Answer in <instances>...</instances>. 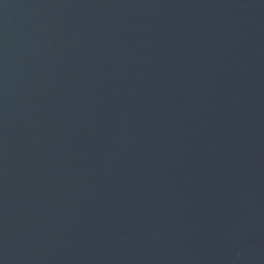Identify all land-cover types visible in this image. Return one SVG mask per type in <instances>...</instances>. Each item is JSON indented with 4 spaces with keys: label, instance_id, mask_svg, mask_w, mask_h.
<instances>
[{
    "label": "water",
    "instance_id": "obj_1",
    "mask_svg": "<svg viewBox=\"0 0 264 264\" xmlns=\"http://www.w3.org/2000/svg\"><path fill=\"white\" fill-rule=\"evenodd\" d=\"M0 264H264V0H0Z\"/></svg>",
    "mask_w": 264,
    "mask_h": 264
}]
</instances>
